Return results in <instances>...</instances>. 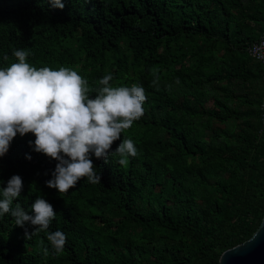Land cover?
Segmentation results:
<instances>
[{
	"label": "trees",
	"instance_id": "obj_1",
	"mask_svg": "<svg viewBox=\"0 0 264 264\" xmlns=\"http://www.w3.org/2000/svg\"><path fill=\"white\" fill-rule=\"evenodd\" d=\"M63 2L0 0V68L26 49L33 66L72 68L92 88L106 74L112 86L142 85L144 115L111 149L129 137L138 154L127 167L93 155L101 183L83 178L62 197L45 183L58 162L17 134L0 157V188L19 175L13 207L32 215L45 199L57 214L49 231L67 242L56 256L46 233L27 240L34 226L7 214L0 264H220L264 217V72L248 52L264 0Z\"/></svg>",
	"mask_w": 264,
	"mask_h": 264
},
{
	"label": "clouds",
	"instance_id": "obj_2",
	"mask_svg": "<svg viewBox=\"0 0 264 264\" xmlns=\"http://www.w3.org/2000/svg\"><path fill=\"white\" fill-rule=\"evenodd\" d=\"M48 2L52 8L65 7L63 0ZM252 53L257 59L264 58V42ZM12 55L16 62L0 68V157L8 153L17 134L21 137L33 134L34 142L29 141L33 151L58 162L51 173L52 179L45 183L62 196L83 178L93 185L101 183L93 155L105 163L109 162L110 155L118 156L117 163L122 167H127L130 157L137 156V147L129 137H124L115 151L111 149L144 115L147 96L142 85L112 86L113 76L106 74L92 88L72 68L53 70L33 66L28 62L30 52L26 49H14ZM3 59L8 61L9 57L5 55ZM158 81L154 73L152 86H157ZM92 92H95L94 98H90ZM26 158L32 159L30 155ZM22 189L23 180L19 175H13L7 186L0 188V217L10 214L20 227L30 223L35 230L26 231V239L46 233L53 254L61 255L67 237L60 230L49 231L57 215L53 206L37 197L31 204L32 215L19 203L13 207ZM43 251L47 255L49 250L45 247Z\"/></svg>",
	"mask_w": 264,
	"mask_h": 264
},
{
	"label": "water",
	"instance_id": "obj_3",
	"mask_svg": "<svg viewBox=\"0 0 264 264\" xmlns=\"http://www.w3.org/2000/svg\"><path fill=\"white\" fill-rule=\"evenodd\" d=\"M220 264H264V217L260 227L249 240L221 255Z\"/></svg>",
	"mask_w": 264,
	"mask_h": 264
},
{
	"label": "built area",
	"instance_id": "obj_4",
	"mask_svg": "<svg viewBox=\"0 0 264 264\" xmlns=\"http://www.w3.org/2000/svg\"><path fill=\"white\" fill-rule=\"evenodd\" d=\"M264 42V29H263V32H262V35L260 36V38L258 39V41L254 42L248 49V52H249V55L255 59L257 62L261 63L262 67H263V72H264V58H261V59H257L255 55H253L252 53V50L254 48H258L261 43ZM261 123H262V127H263V130H264V96H263V102L261 104ZM262 133V131H261Z\"/></svg>",
	"mask_w": 264,
	"mask_h": 264
}]
</instances>
